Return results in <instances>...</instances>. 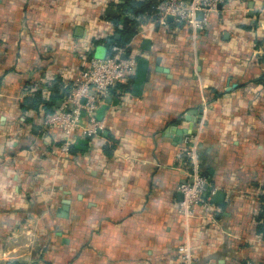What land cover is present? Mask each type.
<instances>
[{
  "label": "crops",
  "instance_id": "obj_1",
  "mask_svg": "<svg viewBox=\"0 0 264 264\" xmlns=\"http://www.w3.org/2000/svg\"><path fill=\"white\" fill-rule=\"evenodd\" d=\"M120 3L0 0V264H183L185 242L191 264H264V0H225L194 40L140 19L145 79L126 102L112 92L102 141L81 151L58 156L46 113L22 110L32 88L57 107L87 57L106 55ZM200 120L202 174L225 194L212 223L178 213Z\"/></svg>",
  "mask_w": 264,
  "mask_h": 264
},
{
  "label": "built area",
  "instance_id": "obj_2",
  "mask_svg": "<svg viewBox=\"0 0 264 264\" xmlns=\"http://www.w3.org/2000/svg\"><path fill=\"white\" fill-rule=\"evenodd\" d=\"M224 3L225 0H155L150 24L167 26L168 17H171L175 24L188 28L194 40L198 33L209 27L212 17L224 8ZM198 13L201 14L200 18L197 17ZM143 32L144 30H141L138 34L142 35ZM131 49V42L126 46L112 44L109 46L108 55L90 54L84 67L75 74L71 84L61 94L60 105L43 117L42 126L59 134L56 137L59 141L56 149L58 156L70 155V148L77 141H86L89 146L95 141H102L104 123L97 119V112L105 98L111 97L114 90V95L120 102L128 101L126 89L116 88L126 84L136 73L137 55ZM35 90L32 88L26 95H33ZM40 93L47 101L48 90L43 88ZM201 123L200 120L194 133L183 139V156L188 172L187 180L177 188L181 194L178 213L186 222L196 215L195 208L198 207L200 218L212 223L216 207L212 204L211 197L216 190L208 187V181L200 168L198 142ZM262 193L264 194V191ZM181 249L182 263L191 264L194 258L188 242H185Z\"/></svg>",
  "mask_w": 264,
  "mask_h": 264
},
{
  "label": "trees",
  "instance_id": "obj_3",
  "mask_svg": "<svg viewBox=\"0 0 264 264\" xmlns=\"http://www.w3.org/2000/svg\"><path fill=\"white\" fill-rule=\"evenodd\" d=\"M154 5H155V0H122V3L117 4L118 16L116 18H112L111 21L115 22L122 19V28L119 30L117 29L114 33L115 35L102 40V44L106 50V55L109 54L110 45L117 44L120 46H126L132 41V39L136 35L137 29L139 28L140 19L147 17L150 18V16L152 15L151 13L153 12ZM256 46H258L257 42H256ZM136 60H137V69L138 66H143L144 68V75H143V81H144L145 75L147 73V61L139 56L136 57ZM137 69L135 75L132 78H130V80L126 84L119 85L116 89L118 90L126 89L130 93L137 94L138 93L136 87V80L138 77ZM53 97L56 98L57 96L53 94ZM21 108L23 111L27 109H32L36 111L41 109L42 111H44V113L49 114L54 110L55 102L51 101L47 103L40 99L39 94H33V96L26 97L23 100V103L21 104ZM76 151H81V149L78 147V145L75 146L73 145L70 148V153ZM258 231L262 233L264 239V221L258 226Z\"/></svg>",
  "mask_w": 264,
  "mask_h": 264
},
{
  "label": "water",
  "instance_id": "obj_4",
  "mask_svg": "<svg viewBox=\"0 0 264 264\" xmlns=\"http://www.w3.org/2000/svg\"><path fill=\"white\" fill-rule=\"evenodd\" d=\"M220 7V6H219ZM105 14L109 17H113L116 15V11L113 10V9H106L105 10ZM197 17L200 18L201 17V14L198 13L197 14ZM168 20H171V17H168ZM76 31V34L77 35H80L82 32H83V29L81 28H76L75 29ZM150 40L148 39H145L142 41V44H141V47L143 50L145 51H149V47H150ZM125 56L123 55L122 58H124ZM158 70H161V68H158ZM143 75H144V68L143 66H138V69H137V80H136V87L138 88L142 82H143ZM111 102H112V98L111 97H106L105 100H104V103L102 104V106L99 108L98 112H97V119L101 120L104 113L108 110L109 106L111 105ZM60 105V100L56 103V106L58 107ZM198 122V121H197ZM194 133V132H193ZM75 145H78V147L80 149H84L86 148V145L87 143L85 141H77ZM224 197H225V194L222 192V191H217L214 193V195L211 197V202L214 204V205H217V206H221L223 204V201H224ZM67 210H68V201H64L63 202V208H62V212L60 214V216L62 218H66L67 217Z\"/></svg>",
  "mask_w": 264,
  "mask_h": 264
},
{
  "label": "rangeland",
  "instance_id": "obj_5",
  "mask_svg": "<svg viewBox=\"0 0 264 264\" xmlns=\"http://www.w3.org/2000/svg\"><path fill=\"white\" fill-rule=\"evenodd\" d=\"M24 234H25V233H24ZM24 237H27V238H26V240H27V241H30V239H32V237H31L30 233H29V234H27V235L25 234V235H24ZM29 238H30V239H29Z\"/></svg>",
  "mask_w": 264,
  "mask_h": 264
}]
</instances>
